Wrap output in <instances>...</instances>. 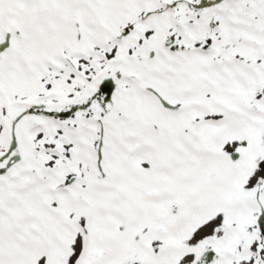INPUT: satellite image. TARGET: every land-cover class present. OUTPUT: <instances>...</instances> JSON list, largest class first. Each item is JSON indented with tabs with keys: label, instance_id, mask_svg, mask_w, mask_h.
I'll return each mask as SVG.
<instances>
[{
	"label": "snow or ice",
	"instance_id": "snow-or-ice-1",
	"mask_svg": "<svg viewBox=\"0 0 264 264\" xmlns=\"http://www.w3.org/2000/svg\"><path fill=\"white\" fill-rule=\"evenodd\" d=\"M0 264H264V0H0Z\"/></svg>",
	"mask_w": 264,
	"mask_h": 264
}]
</instances>
